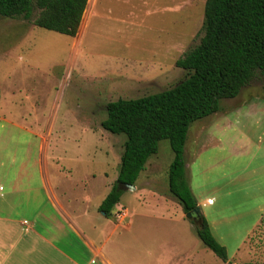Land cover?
<instances>
[{
  "label": "rangeland",
  "instance_id": "rangeland-1",
  "mask_svg": "<svg viewBox=\"0 0 264 264\" xmlns=\"http://www.w3.org/2000/svg\"><path fill=\"white\" fill-rule=\"evenodd\" d=\"M204 2L86 1L74 37L33 26L36 8L28 19L0 17V115L33 134L50 130L48 148H76L80 160L70 166L74 178L94 175L95 196L103 194L106 185L112 186L108 179L117 176L124 141L123 136L112 135L99 126L105 118L106 103L158 93L183 78V71L174 63L202 36ZM254 98L264 99V83L257 75L241 89L237 99L220 104L238 109ZM251 107L248 114L257 121L252 130L254 134L263 132L264 104ZM196 122L189 125L190 131L205 124ZM22 138H28L30 144L37 142L30 135L21 134ZM171 160L168 143L160 141L156 154L146 160L137 177L138 192L124 193L118 200L132 213L129 221L135 226L142 218L139 215L150 218L164 209L166 215H173L172 240H158L170 244L164 247L172 257H161L171 264L180 260L183 264H264V213L246 239L248 228L257 218L254 211H249L246 203L221 194H205L203 200L210 196L214 199L209 208V218L217 220L212 233L226 252L227 260L220 261L198 240L196 226L181 219L179 204L167 192L165 173ZM152 190L161 194L158 204L150 195ZM187 224L188 234L180 231L181 242L175 237V233L180 235L175 228ZM175 244H185L179 255Z\"/></svg>",
  "mask_w": 264,
  "mask_h": 264
},
{
  "label": "crops",
  "instance_id": "crops-1",
  "mask_svg": "<svg viewBox=\"0 0 264 264\" xmlns=\"http://www.w3.org/2000/svg\"><path fill=\"white\" fill-rule=\"evenodd\" d=\"M254 104H264V99H250L238 109L220 104L217 113L196 122L204 121L203 127L188 128L185 136L182 157L188 188L216 242L212 232L217 220L209 218L214 199L203 200L208 192L244 202L254 211L257 218L246 239L264 213V131L252 130L256 119L248 113ZM21 134L35 137L36 144L20 139ZM50 135V130L33 134L0 115V264H171L161 257H172L164 247L170 244L158 240H172L173 215H166V209L150 218L139 215L135 226L128 209L122 222L112 216L123 207L118 201L105 216L98 207L111 187L106 185L104 193L95 196L94 175L74 178L72 173L73 163L80 160L76 148H48ZM115 179L108 181L113 184ZM136 181L122 194L135 195ZM152 191L158 204L161 194ZM180 217L185 218L182 211ZM189 228L187 224L175 230L187 235ZM181 232L175 237L184 242ZM174 246L179 255L185 244Z\"/></svg>",
  "mask_w": 264,
  "mask_h": 264
},
{
  "label": "trees",
  "instance_id": "trees-1",
  "mask_svg": "<svg viewBox=\"0 0 264 264\" xmlns=\"http://www.w3.org/2000/svg\"><path fill=\"white\" fill-rule=\"evenodd\" d=\"M88 0H0V17L28 19L33 26L74 37ZM202 36L196 46L174 63L184 73L173 87L138 98L106 103L102 130L123 136L118 173L98 211L110 215L125 190L133 186L146 160L165 140L172 152L166 189L182 213H192L196 201L186 179L183 146L188 127L219 111L220 101L232 99L256 75L264 83V0H205ZM194 228L198 240L220 261L224 247L212 237L203 217ZM253 264V263H243Z\"/></svg>",
  "mask_w": 264,
  "mask_h": 264
},
{
  "label": "water",
  "instance_id": "water-1",
  "mask_svg": "<svg viewBox=\"0 0 264 264\" xmlns=\"http://www.w3.org/2000/svg\"><path fill=\"white\" fill-rule=\"evenodd\" d=\"M125 187L128 189H132V186H130V185H125ZM184 216L194 226H196V227L200 226V224H201L200 218L201 217H200L198 208H196L192 213H187Z\"/></svg>",
  "mask_w": 264,
  "mask_h": 264
},
{
  "label": "built area",
  "instance_id": "built-area-1",
  "mask_svg": "<svg viewBox=\"0 0 264 264\" xmlns=\"http://www.w3.org/2000/svg\"><path fill=\"white\" fill-rule=\"evenodd\" d=\"M113 217L116 220H119L120 222H122L124 219L127 218V212H126L125 208H123L122 206L117 207L114 210Z\"/></svg>",
  "mask_w": 264,
  "mask_h": 264
}]
</instances>
